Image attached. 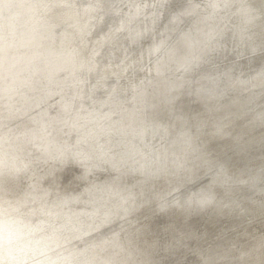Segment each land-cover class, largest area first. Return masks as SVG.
<instances>
[{"label": "clouds", "instance_id": "clouds-1", "mask_svg": "<svg viewBox=\"0 0 264 264\" xmlns=\"http://www.w3.org/2000/svg\"><path fill=\"white\" fill-rule=\"evenodd\" d=\"M0 264H264V0H0Z\"/></svg>", "mask_w": 264, "mask_h": 264}]
</instances>
